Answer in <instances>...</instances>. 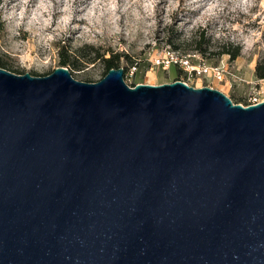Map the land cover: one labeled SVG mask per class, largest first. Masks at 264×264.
Returning <instances> with one entry per match:
<instances>
[{"label": "water", "instance_id": "obj_1", "mask_svg": "<svg viewBox=\"0 0 264 264\" xmlns=\"http://www.w3.org/2000/svg\"><path fill=\"white\" fill-rule=\"evenodd\" d=\"M0 66V264H264V99Z\"/></svg>", "mask_w": 264, "mask_h": 264}, {"label": "rangeland", "instance_id": "obj_2", "mask_svg": "<svg viewBox=\"0 0 264 264\" xmlns=\"http://www.w3.org/2000/svg\"><path fill=\"white\" fill-rule=\"evenodd\" d=\"M168 46L220 66L222 79L158 62ZM61 51L80 80H100L115 56L130 85L184 77L249 104L264 99V0H0V60L14 72L48 74Z\"/></svg>", "mask_w": 264, "mask_h": 264}, {"label": "built area", "instance_id": "obj_3", "mask_svg": "<svg viewBox=\"0 0 264 264\" xmlns=\"http://www.w3.org/2000/svg\"><path fill=\"white\" fill-rule=\"evenodd\" d=\"M195 55V54H194ZM193 55V56H194ZM163 57L157 58V61L160 62L162 61L163 63L166 62V65H179L180 67L184 68L186 71L189 73H195V74H212L213 76L222 79L223 73L222 69L220 66H213V67H208L204 63H195L193 62L192 59V54H183L180 53L178 50H175L168 46L167 48H164L163 51ZM180 79L186 81L189 83L184 77H181ZM211 86V85H210ZM261 101L257 97H255L251 103H255Z\"/></svg>", "mask_w": 264, "mask_h": 264}, {"label": "trees", "instance_id": "obj_4", "mask_svg": "<svg viewBox=\"0 0 264 264\" xmlns=\"http://www.w3.org/2000/svg\"><path fill=\"white\" fill-rule=\"evenodd\" d=\"M61 64L62 65H68L69 63H73V65L77 66L78 63V59L75 57V58H71V53H68V51L66 52V54H64L63 51H61ZM97 56L95 55L94 58H96ZM105 61L107 62V67H108V70L107 72L109 71L110 68L112 67H120L119 63L115 60V56H110V57H107L105 58ZM0 66L2 67H5L7 69H11L13 71H17L15 69H12L11 67H9V65L0 60ZM256 70H257V75L259 77H264V62L262 63H259L257 64V67H256ZM19 72V71H17ZM136 83H134L133 85H135Z\"/></svg>", "mask_w": 264, "mask_h": 264}]
</instances>
